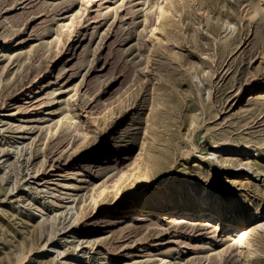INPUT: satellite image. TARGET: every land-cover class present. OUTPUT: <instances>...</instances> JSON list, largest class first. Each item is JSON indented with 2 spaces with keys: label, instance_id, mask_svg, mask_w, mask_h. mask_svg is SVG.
<instances>
[{
  "label": "rangeland",
  "instance_id": "374dc122",
  "mask_svg": "<svg viewBox=\"0 0 264 264\" xmlns=\"http://www.w3.org/2000/svg\"><path fill=\"white\" fill-rule=\"evenodd\" d=\"M160 3L0 0V264H246L228 224L120 213L136 193L264 209V0H169L152 38ZM193 144L253 147L260 173ZM102 157L98 174L84 164Z\"/></svg>",
  "mask_w": 264,
  "mask_h": 264
},
{
  "label": "bare ground",
  "instance_id": "6f19581e",
  "mask_svg": "<svg viewBox=\"0 0 264 264\" xmlns=\"http://www.w3.org/2000/svg\"><path fill=\"white\" fill-rule=\"evenodd\" d=\"M168 2L169 0H161V3L157 6V21L155 28L153 29V34L151 35L152 38L156 37V31L161 30L162 19L167 13L166 7ZM224 23L228 27H232V24L229 21H225ZM192 146L193 152H198L199 155L202 156V159L209 157L210 160H214L217 164L219 163L221 165H229L228 170L239 177L250 178L251 176L260 173L252 163L253 147L247 146L243 148H227L223 145H218L215 147V149H209L206 152L201 153L195 144H193ZM225 153H228L233 158H236L237 161H233L234 159L232 158L225 159ZM187 155H189V153H187ZM202 159H197L195 161L196 163H194V166L202 165ZM84 164L88 165L87 167L90 168V170H95V173L98 174L102 172V170L104 169V165L107 164V157H102L91 163L85 162ZM201 189L204 191L203 184L201 185ZM152 207L159 211H163L165 208L170 207L173 209V213L177 212L175 214L185 213L191 216L195 215L205 217L211 222L222 226L228 224L230 229L226 233L224 241L226 243L235 241L239 250L246 256L245 258H247L246 264H253L251 263V261H253L251 259L254 258L256 254V249L254 247L258 244V242L262 240L261 234H264V214L262 213L264 209H254L247 212H242L240 214L228 215L225 214L223 210H221V206H211L209 198L204 195L198 196L197 204L193 205L186 203L182 197L179 198V200L165 203L156 202L153 196H151L150 194L136 193L132 202V206L130 207L132 208V212L128 213V211H125L120 213L123 216L130 215V223L128 225V228H132L136 226L137 223H140L145 219L147 209H151ZM116 215L117 214L114 213L110 216H107L103 220L104 222H109L108 226L121 223L120 219L123 218H116ZM54 222L55 221L52 217L50 221V227L48 229L50 237H53L54 235ZM33 250L36 252V254H39L41 249H31L30 252H32ZM212 253H214V250L212 251ZM212 255L213 254H211V256ZM216 255L221 256L220 253H216ZM77 257V255H74L72 257V260L76 259ZM26 259H28V255L23 252L12 264H24ZM161 262L162 264H170L171 260L162 258Z\"/></svg>",
  "mask_w": 264,
  "mask_h": 264
}]
</instances>
